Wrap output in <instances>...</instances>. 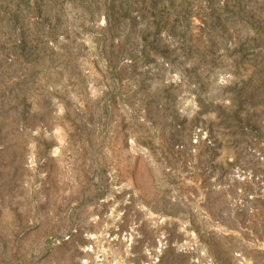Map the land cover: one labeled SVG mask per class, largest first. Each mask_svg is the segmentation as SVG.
Returning a JSON list of instances; mask_svg holds the SVG:
<instances>
[{"label": "rangeland", "instance_id": "1", "mask_svg": "<svg viewBox=\"0 0 264 264\" xmlns=\"http://www.w3.org/2000/svg\"><path fill=\"white\" fill-rule=\"evenodd\" d=\"M0 264H264V0H0Z\"/></svg>", "mask_w": 264, "mask_h": 264}]
</instances>
